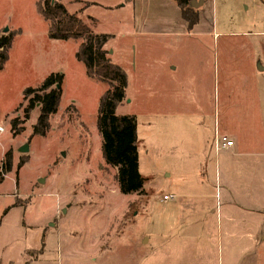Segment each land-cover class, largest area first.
I'll list each match as a JSON object with an SVG mask.
<instances>
[{
	"label": "rangeland",
	"instance_id": "rangeland-1",
	"mask_svg": "<svg viewBox=\"0 0 264 264\" xmlns=\"http://www.w3.org/2000/svg\"><path fill=\"white\" fill-rule=\"evenodd\" d=\"M36 1L0 0V37L12 38L0 72V167L4 153L12 152L11 172L0 184V264H129L136 252L129 253L128 260L127 253L141 233L149 240L144 246L147 263L152 257L153 213L167 207L160 202L162 193L171 182L192 174L176 168L179 162L180 169L184 167L185 143L181 156L171 148L174 136L191 128L185 123L190 110L168 108L172 95L182 99L184 93L163 84L165 71L186 68V56L193 52L215 53L222 76L254 69L264 73V0H192L201 5L193 9L199 28L180 42L171 27L177 9L173 0H61L93 33L111 36L104 50L127 78L125 100L115 112L135 118L138 170L147 196L118 191L114 170L103 162L96 129L104 88L85 76L74 58V42L46 38L47 25ZM144 16L157 23L147 25ZM197 31L206 40L193 37ZM51 73L63 75L57 112L45 137H31L37 111L22 121L21 94ZM189 94L185 99H191ZM209 99L213 101V94ZM192 111L190 117H195ZM171 116L181 119L172 126ZM12 118L19 119L14 133L9 128ZM262 128L242 124L252 141ZM24 145L28 151L20 153ZM259 146L248 145L250 156L236 158V179L256 180L261 196L264 156L251 151ZM19 162L23 164L18 167ZM131 212L136 215L130 217ZM261 255L264 263V251Z\"/></svg>",
	"mask_w": 264,
	"mask_h": 264
},
{
	"label": "crops",
	"instance_id": "crops-1",
	"mask_svg": "<svg viewBox=\"0 0 264 264\" xmlns=\"http://www.w3.org/2000/svg\"><path fill=\"white\" fill-rule=\"evenodd\" d=\"M174 12L171 26L175 29L174 37L179 42L183 37L189 39L188 31L196 32L199 22L188 29L178 8ZM143 18L147 25L157 23V20ZM193 37L206 40L201 31ZM216 37L213 36L212 44ZM214 56L215 53L191 52L186 56V68L178 70L173 66L165 71L164 76L168 78L163 84L173 92L177 89L184 93L182 99L180 94L172 95L168 108L190 110L185 123L191 128L185 129L187 133H175V144L172 143L171 148L181 156L184 152L180 146L185 143L184 167L180 169L179 162L176 168L192 174L171 182L169 190L162 193L173 198L162 203L166 208L153 213L151 261H145L144 246L149 240L141 233L136 245L132 244L127 253L128 260L130 254L136 252V259H131L129 264H264L261 255L264 251V195H258L256 180L236 179V158L243 154L250 156L251 144L260 145L251 150L252 155L264 156V128L262 134H254L253 141L242 129L243 123L264 125V73L254 69L228 71L222 76ZM194 88L197 93L189 94ZM185 92L191 99H185ZM221 92H224L223 97H220ZM210 94H213L212 102ZM192 110L196 111L195 117H190ZM176 118L181 119L170 117L172 126ZM217 136L231 141L232 146L216 151L214 139ZM143 191L141 196L149 194L144 184ZM135 215L131 212L130 217Z\"/></svg>",
	"mask_w": 264,
	"mask_h": 264
},
{
	"label": "trees",
	"instance_id": "trees-1",
	"mask_svg": "<svg viewBox=\"0 0 264 264\" xmlns=\"http://www.w3.org/2000/svg\"><path fill=\"white\" fill-rule=\"evenodd\" d=\"M173 1L188 29L198 24L199 17L190 6V0ZM35 6L47 25L48 39L74 42L77 45L74 58L82 66L85 76L104 88L98 101L96 129L103 162L114 170L118 191L123 195H143L144 182L138 170L135 118L131 115H116L115 112L125 100L127 78L125 72L110 61L104 50L111 36L93 33L78 12H68L61 0H37ZM11 43V37H0V72L8 59ZM62 80V74L51 73L35 86L23 89L18 106L22 109V121H28L31 113L37 111L31 126V137L41 138L49 133L50 121L57 112L61 96ZM18 120H10L11 133L15 132ZM22 162H19L18 167ZM11 168L12 152L7 150L0 167V184ZM17 205L14 202L13 206ZM7 211L4 210L2 217Z\"/></svg>",
	"mask_w": 264,
	"mask_h": 264
},
{
	"label": "built area",
	"instance_id": "built-area-1",
	"mask_svg": "<svg viewBox=\"0 0 264 264\" xmlns=\"http://www.w3.org/2000/svg\"><path fill=\"white\" fill-rule=\"evenodd\" d=\"M2 130L0 129V132ZM232 146V142L231 141H228L226 140L225 138H220V137H215L214 139V148L216 151L220 150L221 148H228V147H231ZM173 197L171 195H163L161 197V202L165 203V202H168L172 199Z\"/></svg>",
	"mask_w": 264,
	"mask_h": 264
},
{
	"label": "water",
	"instance_id": "water-1",
	"mask_svg": "<svg viewBox=\"0 0 264 264\" xmlns=\"http://www.w3.org/2000/svg\"><path fill=\"white\" fill-rule=\"evenodd\" d=\"M200 4H202V2L200 3ZM190 6L192 7V8H197L199 5L198 4H196V3H194V2H191L190 3ZM261 70V69H260ZM20 153H26L27 151H28V147L26 146V145H24L23 147H21V148H19V150H18Z\"/></svg>",
	"mask_w": 264,
	"mask_h": 264
}]
</instances>
